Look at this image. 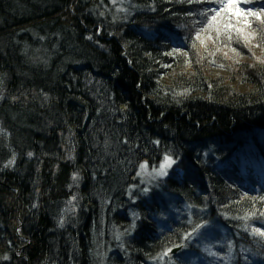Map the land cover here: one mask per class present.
Returning a JSON list of instances; mask_svg holds the SVG:
<instances>
[{"label": "trees", "instance_id": "obj_1", "mask_svg": "<svg viewBox=\"0 0 264 264\" xmlns=\"http://www.w3.org/2000/svg\"><path fill=\"white\" fill-rule=\"evenodd\" d=\"M252 12L264 0H0V264H264ZM166 156L160 188L133 190Z\"/></svg>", "mask_w": 264, "mask_h": 264}, {"label": "rangeland", "instance_id": "obj_2", "mask_svg": "<svg viewBox=\"0 0 264 264\" xmlns=\"http://www.w3.org/2000/svg\"><path fill=\"white\" fill-rule=\"evenodd\" d=\"M248 15L247 11L242 12L240 20L243 23L247 22L249 20ZM171 161L172 162L170 164H166L163 168L162 165H165V160L157 166H151L146 162L142 163L137 175L138 184L133 188V190H137L140 194L151 196L155 190L160 188L162 181L172 174L176 161L172 158ZM161 171L165 174L161 175ZM178 173L180 175L183 174L182 171H179ZM160 223L161 220L159 221V224Z\"/></svg>", "mask_w": 264, "mask_h": 264}, {"label": "snow or ice", "instance_id": "obj_3", "mask_svg": "<svg viewBox=\"0 0 264 264\" xmlns=\"http://www.w3.org/2000/svg\"><path fill=\"white\" fill-rule=\"evenodd\" d=\"M235 4H236V0H227V8L228 9H231V8H233V7H235ZM223 7V6H222ZM210 11H214V12H219L220 11V9H215V10H213V9H210ZM238 14V13H237ZM251 15H253V16H257L258 18H260V19H262V20H264V17H261V16H259V14L258 13H255V12H252L251 13ZM216 15H213L212 16V20L214 21V20H216ZM158 143V142H157ZM172 161H171V158L170 157H165V165H162V168L164 167V166H166V164H170ZM163 174H165L163 171H161V175H163ZM257 231H260V234L261 235H264V230H257Z\"/></svg>", "mask_w": 264, "mask_h": 264}, {"label": "water", "instance_id": "obj_4", "mask_svg": "<svg viewBox=\"0 0 264 264\" xmlns=\"http://www.w3.org/2000/svg\"><path fill=\"white\" fill-rule=\"evenodd\" d=\"M178 250H179V249H175V250H173V252H172V253H176Z\"/></svg>", "mask_w": 264, "mask_h": 264}, {"label": "bare ground", "instance_id": "obj_5", "mask_svg": "<svg viewBox=\"0 0 264 264\" xmlns=\"http://www.w3.org/2000/svg\"><path fill=\"white\" fill-rule=\"evenodd\" d=\"M114 241H116V240L114 239Z\"/></svg>", "mask_w": 264, "mask_h": 264}]
</instances>
